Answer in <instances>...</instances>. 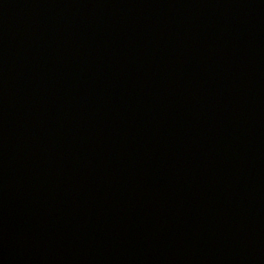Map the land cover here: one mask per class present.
<instances>
[{
    "label": "water",
    "instance_id": "95a60500",
    "mask_svg": "<svg viewBox=\"0 0 264 264\" xmlns=\"http://www.w3.org/2000/svg\"><path fill=\"white\" fill-rule=\"evenodd\" d=\"M0 264H264V0H0Z\"/></svg>",
    "mask_w": 264,
    "mask_h": 264
}]
</instances>
